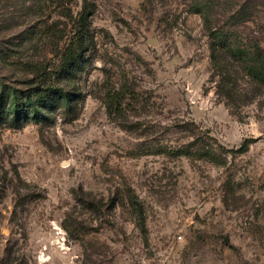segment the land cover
<instances>
[{
	"label": "rangeland",
	"instance_id": "374dc122",
	"mask_svg": "<svg viewBox=\"0 0 264 264\" xmlns=\"http://www.w3.org/2000/svg\"><path fill=\"white\" fill-rule=\"evenodd\" d=\"M77 39L83 69L57 80ZM227 39L264 55V0H0V96H81L74 118L0 124V264H264V90L239 74L232 107L217 95ZM197 137L226 163L178 154Z\"/></svg>",
	"mask_w": 264,
	"mask_h": 264
},
{
	"label": "trees",
	"instance_id": "16d2710c",
	"mask_svg": "<svg viewBox=\"0 0 264 264\" xmlns=\"http://www.w3.org/2000/svg\"><path fill=\"white\" fill-rule=\"evenodd\" d=\"M84 43V41H83ZM81 41L77 39V49L67 50L61 60L57 80H63L65 76H73L80 72L83 64L78 49ZM211 63L213 75L217 77L216 93L224 100L227 107H232L236 102L237 75H244L254 89L264 90V55L259 48L252 52L251 56L246 50L234 46V41H213L210 44ZM80 57V58H79ZM229 63L235 65L236 70L230 67ZM42 77V76H41ZM44 80V77L41 79ZM81 96L76 92H65L56 84L31 88L24 92L12 91L9 96H0V124L5 123L10 128L19 129L26 122L46 123L57 111L62 112L65 119L76 117L77 104ZM190 129H196L193 124ZM191 131V130H190ZM243 144L236 153H243L247 149ZM225 150L221 146L213 148L204 144L201 138L189 143L182 148L179 155L189 157L197 161H207L214 165L226 163ZM174 155L173 152H168ZM235 153V152H232ZM136 203V202H135ZM133 203V208L138 216L141 231H144V221L141 209Z\"/></svg>",
	"mask_w": 264,
	"mask_h": 264
}]
</instances>
